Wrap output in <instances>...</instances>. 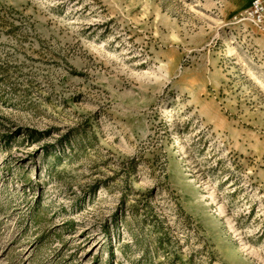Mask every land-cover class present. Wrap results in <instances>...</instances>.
Segmentation results:
<instances>
[{
  "label": "rangeland",
  "instance_id": "1",
  "mask_svg": "<svg viewBox=\"0 0 264 264\" xmlns=\"http://www.w3.org/2000/svg\"><path fill=\"white\" fill-rule=\"evenodd\" d=\"M252 0H0V264H264Z\"/></svg>",
  "mask_w": 264,
  "mask_h": 264
},
{
  "label": "built area",
  "instance_id": "2",
  "mask_svg": "<svg viewBox=\"0 0 264 264\" xmlns=\"http://www.w3.org/2000/svg\"><path fill=\"white\" fill-rule=\"evenodd\" d=\"M241 19L264 32V0H252Z\"/></svg>",
  "mask_w": 264,
  "mask_h": 264
}]
</instances>
